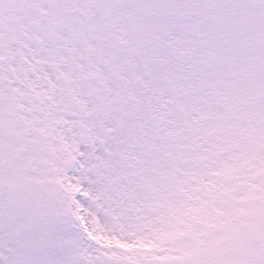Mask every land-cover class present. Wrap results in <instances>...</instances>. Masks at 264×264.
Returning a JSON list of instances; mask_svg holds the SVG:
<instances>
[{"label": "snow or ice", "instance_id": "1", "mask_svg": "<svg viewBox=\"0 0 264 264\" xmlns=\"http://www.w3.org/2000/svg\"><path fill=\"white\" fill-rule=\"evenodd\" d=\"M0 264H264V0H0Z\"/></svg>", "mask_w": 264, "mask_h": 264}]
</instances>
